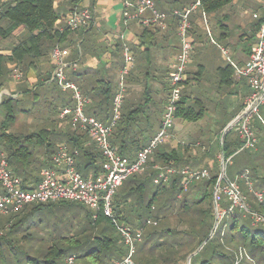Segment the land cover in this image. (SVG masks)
I'll return each mask as SVG.
<instances>
[{
	"label": "crops",
	"instance_id": "1",
	"mask_svg": "<svg viewBox=\"0 0 264 264\" xmlns=\"http://www.w3.org/2000/svg\"><path fill=\"white\" fill-rule=\"evenodd\" d=\"M125 1L56 0L55 7L60 14L59 25L63 24L68 13L76 8H88L94 16L89 26L69 30L58 43L64 50L69 79L81 87L88 99L85 108L88 115L97 116L104 121L109 117L111 106L101 100L106 97L109 88L116 92L120 71L124 65V43L130 47L134 64L126 78V97L122 109L123 114L139 106L142 110L134 114L136 117L134 129H131L128 135L125 131L121 132L119 138H115L118 142L112 145L121 154L132 159L139 150L131 142L136 139L140 124L150 123L159 108L164 111L170 92L172 64L180 52L181 40L178 33V19L175 16L168 18L167 29L145 25L140 18L125 23V18L134 13L132 7H126ZM154 2L157 10L170 13L191 4L189 0H154ZM256 12H262V0H234L220 14L208 15L209 23H212V28L219 37L218 25L221 21L228 26L229 33L224 35L220 42L228 48L234 61L241 66L249 61L254 51L258 31L255 29L257 19L254 18V13ZM197 13L200 15V12ZM151 16L152 12L147 11L141 17ZM194 20L197 23L196 18ZM200 27L197 34H191L194 49L187 68L188 83H185L183 91H187L188 94L192 86L190 100L198 101L204 106V115L196 122L176 118L170 137L163 141L159 151L176 150L195 167L194 169H208L212 172L220 168L222 173L223 134L227 126L242 112L251 90L249 92L246 88L247 82L237 77L229 64L218 66L211 64L213 56L210 51L214 45L209 42ZM234 31L235 33L238 31L236 36H233ZM25 33L23 27L14 33L17 37L16 43ZM42 41L44 55L41 57L27 55L24 59L22 76L13 78L9 73L0 91V101L5 97L17 100V110L27 115L19 126H15L13 132H7L22 137L31 136L28 143L33 154L28 158L15 160L12 166L14 173L29 187H35L40 180L35 179L34 170L40 167L42 170L46 167L47 148L46 144L41 142L54 141L56 146L61 142H67L66 133L69 129L67 120L60 118V112L67 106L71 92L60 91L54 82L51 54L52 44L55 42L49 38ZM7 43L6 40L0 42V53L10 52L11 49L7 50L5 46ZM11 64L13 63L9 62L8 66L10 67ZM241 91L244 92L242 101L239 98ZM122 135H125L123 140ZM181 140H192L195 142L194 148L182 147ZM92 143L94 141L89 137L85 145ZM4 147V143L0 141V149ZM29 158L32 161H27ZM79 161L80 159L77 158V163ZM176 167L179 169L183 166ZM85 174L87 178L94 177L92 171ZM225 177L230 179L226 173Z\"/></svg>",
	"mask_w": 264,
	"mask_h": 264
},
{
	"label": "trees",
	"instance_id": "2",
	"mask_svg": "<svg viewBox=\"0 0 264 264\" xmlns=\"http://www.w3.org/2000/svg\"><path fill=\"white\" fill-rule=\"evenodd\" d=\"M55 1L0 0V37L7 38L21 27L26 31L8 54L0 53V91L11 71V66H8L9 62L15 63L17 69L22 72L24 59L27 55L39 57L44 55L42 49L43 39L53 40L55 44H52V49H54L59 45L58 43H60L66 32L70 30H60V22H58L60 14L55 7ZM233 1L201 0V4L207 14L210 15L212 13L220 14ZM189 2L192 3V0H189ZM191 18V33L195 35L199 31V26L194 17ZM260 23L261 20L257 19L256 30L259 28ZM218 27L220 29V39L229 33L228 26L224 22L221 21ZM54 82L59 90L65 93L55 80ZM185 83H188V79ZM113 91L112 88H109L105 94L106 97L101 100L106 105L111 106V113L105 121L102 120L104 122H109L113 115V98L115 94ZM17 102V100L9 97L2 98L0 101V107L3 106L7 111V120L15 117L14 111ZM73 102L71 95L66 104L71 106ZM204 109L200 102H192L187 91H183L178 103L176 118L196 122L203 117ZM141 110L142 108L139 106L130 110L127 114H121L110 137L112 144L118 142L115 138H119L121 132L125 131L128 135L129 131L134 129V122H136L134 114ZM67 121L69 122V129L66 133L67 143L72 151L78 150L76 156L77 169L86 178L85 172L92 171L94 177L104 173V157L96 143L85 145L90 137L88 133L83 129L74 128L69 119ZM233 129L228 132L224 143L226 160L228 158L227 151L234 143L229 141ZM124 136H121L122 140ZM28 139H31V136L22 137L11 134L6 129L0 133V141L5 146L4 149H0V154L5 153L7 155L11 167L15 160L19 161L22 157L28 158L33 154ZM122 140L121 143L123 144ZM41 143L46 144L45 155L46 166H48L56 153V142L47 141L45 143L42 141ZM131 144L137 149L142 147L137 146L136 140H132ZM241 144L242 142L239 139L237 146L240 147ZM77 158L80 159L78 163ZM27 161L32 160L29 158ZM158 164L171 165L175 168L181 165L182 168L192 169L189 166V161L180 156L176 150L171 152L156 151L150 157V169L130 177L127 190L122 193V196L116 194L114 197L118 218L134 230H142V240L145 237V226L147 224L153 225V221L157 225L160 220L166 221V225L160 227L161 229L155 228L152 232L146 234L142 247L144 248L148 242L152 243L148 248L149 255H145V252L141 253L137 260L133 259V264H182V260L186 262L188 256L195 252L205 240L206 243L202 248L191 257L190 264H236L235 254L229 252L222 242L228 230L231 240L250 237L253 247L260 248L262 252L264 251V231L259 228L252 231L248 224L245 222L242 224V218L235 211L226 215V219L217 226L214 233L209 237L216 221L214 191L220 179L218 171H210L209 177L191 181L187 188L183 184V174L176 172L171 175L169 185L162 181L157 183V189L153 190L146 199L144 197L146 183L151 180L154 181L159 174V170L154 168ZM182 168H179V170ZM260 180V182L257 180L256 185L258 186L257 192L263 195L262 200L257 196V201L249 203L250 208L248 207V210H242L247 211L245 212V219H250V224L256 222L255 214L264 217V192L261 191L264 178ZM55 206H66V210L73 212L74 218H77L76 215L80 214V208H77L74 202L58 201L44 204L33 203L25 206L18 213L7 215L5 219L1 220L5 231L0 235V264H19L22 258L16 248L21 243L27 245L31 243V247H34V245L43 246V249L36 256L27 255L26 252L24 259L26 264H112L121 261L127 255L128 251L124 248V242L115 224L101 213L94 217L93 212L90 211L82 220L78 222L72 220L69 225L65 224L62 218H57L53 223V232L46 231L44 224L49 222V216L43 215V212L51 211ZM228 206L229 202L227 200L220 203L221 208H227ZM41 212L42 214L39 215ZM169 215L179 216V224L175 227L168 224L167 217ZM105 221L111 224V228L103 224ZM75 223H77V226ZM260 224L264 225V222ZM180 225L182 226L180 227ZM20 233V238H17V234ZM70 258H73L72 262H70Z\"/></svg>",
	"mask_w": 264,
	"mask_h": 264
},
{
	"label": "built area",
	"instance_id": "3",
	"mask_svg": "<svg viewBox=\"0 0 264 264\" xmlns=\"http://www.w3.org/2000/svg\"><path fill=\"white\" fill-rule=\"evenodd\" d=\"M262 12L254 13L255 19L261 23L255 38L254 51L249 61L239 65L234 61L228 48L220 44L212 36L209 26L208 14L203 9L201 0H194L190 5L175 9L171 13L157 10L154 0H126V7H132L134 13L128 15L124 22L140 18L145 25H155L160 29L168 28V18L175 16L178 19V33L181 40V49L172 64L170 78V92L163 111V117L159 133L151 143L141 149L137 157L129 158L121 154L111 143L110 137L117 121L121 117V110L126 97V78L134 64V56L130 47L124 43V65L120 71L117 89L113 98V115L109 122H104L95 116L85 112L88 99L80 86L69 79L67 75L68 64L65 60L64 50L57 45L51 54L54 65V80L65 92H71L74 104L65 106L60 112L62 120L69 119L74 128L85 130L96 143L104 157L105 172L93 178H86L77 169L76 156L78 150H71L67 142L58 144L56 153L50 165L41 171V178L35 187L26 186L23 179L14 173L9 164L7 155L0 154V212L4 214H15L25 206L33 203H49L58 201L80 202L88 205L97 217L99 213L110 219L121 234L124 244L128 248L127 255L121 260L112 264H133V256L136 250V242L142 239L143 231L134 230L130 225L122 223L116 212L114 202L115 194L120 186L131 176L143 172L147 168L149 155L161 142L170 137V131L175 125L178 103L182 97L185 87L187 67L191 60L194 49L193 39L190 34L191 15L193 12H200L208 27L211 43L217 45L222 54L233 67L239 78L245 77L251 88V94L245 102V106L238 116V122L234 126L238 132L242 144L239 151L256 148L258 143L257 135L253 129V121L259 116L261 104H264V0H262ZM151 11V17H141L145 12ZM94 20L90 9H75L68 13L64 24L59 26L60 30H78L89 26ZM123 37V36H122ZM16 77L22 76V72L16 70ZM261 118V117H260ZM263 123L264 120L261 118ZM232 161L231 159H229ZM159 170L155 183L161 181L168 184L171 175L180 172L183 174V184H188L197 179L210 176L208 169H177L171 165H155ZM60 170L61 172H59ZM247 184L252 187V181L246 173ZM223 180V181H222ZM262 200V193H257ZM224 200L229 202L227 208H221L220 203ZM214 203L216 206L217 218L234 212L235 209L248 210L247 197L241 189L239 179H226L225 174L218 182L214 191ZM257 222H264V217L254 215ZM70 262L73 258L69 259Z\"/></svg>",
	"mask_w": 264,
	"mask_h": 264
},
{
	"label": "rangeland",
	"instance_id": "4",
	"mask_svg": "<svg viewBox=\"0 0 264 264\" xmlns=\"http://www.w3.org/2000/svg\"><path fill=\"white\" fill-rule=\"evenodd\" d=\"M193 1L194 0H192V2ZM192 16L194 18H196L197 25L201 26L200 29H203L204 34L207 36V39L209 40V42H211L208 27L206 26V24L202 18L201 13L199 15L196 11V12L192 13L191 17ZM208 20H209V17H208ZM63 24H61L60 26H62ZM209 26H210L209 29H211L213 38L215 40H217L218 43L221 44V42H220L221 39L216 34V30L212 28L213 27L212 23L211 24L209 23ZM236 33H238V31H236ZM236 33L234 31L233 36H236ZM190 34H192L191 29H190ZM0 38H2V37H0ZM16 39H17V37L13 34L7 38L0 39V42L6 40L8 43L5 46H7V50H10L12 48V45L16 44ZM213 45H214V47L212 46V49L210 51L212 56H213V61L211 64L212 65L215 64L217 66L222 65V64H229V62L226 60V58L222 54L219 47L215 44H213ZM59 46L61 47V45H59ZM16 66L17 65L13 63V64H11V67H10L11 68L10 73L12 74L13 78H15L16 73H17L16 70H18ZM209 72L211 73L210 69H209ZM243 81L247 82L245 77H243ZM191 88H192V86H190V90L188 91V95H190V93H191ZM246 88L249 89V92H250V90H251L250 86L248 85V87H246ZM239 98H240V101L243 100V98H244V92L243 91H241ZM240 101H239V103H240ZM121 113L123 114V109L121 110ZM24 114H26V113L25 112L19 113V111L17 110V107H16V109L14 111L15 117L9 118L7 120L6 109L3 106L0 107V133L3 132V130L5 131V129H8L6 131L13 132V129L15 128V126H19L20 122H23V120L26 119L27 115H24ZM162 117H163V112H162V109L159 108L158 111L152 116L150 123H148V124L145 123V125L142 123L140 124L141 125L140 130L136 134L137 140L136 139H134V140H136L137 146H142V147L138 148L139 150L136 152V155L133 156L134 159L137 157L139 151L141 149H144L145 147H147L151 143V141L155 138V136L159 133ZM260 117L263 118V120H264V104H261L260 110H259V116H257L255 118V120L253 121V124H252L253 129H254V131L257 135V138H258V143L256 145V148H254V149L243 150V151L238 152L239 147L237 146V142L239 140V135H238L237 130L233 129L235 127L232 128L233 131L231 132V134L229 136V141L231 143L232 142H234V143L231 144V146L229 147V149L227 151L228 158H227L226 164L224 166L225 173H227V176L231 180H236L237 178L239 179L241 189L243 190L244 194H246L247 206L249 208H250L249 203L257 201L256 200L257 199V193H258L257 192L258 186L256 185L257 180L260 182L261 181L260 179L264 178V123ZM139 119H138V121H139ZM68 124H69V122H68ZM3 125L5 126L4 128L2 127ZM133 138H134V136H133ZM182 142L180 143L182 145V147L187 146L188 148H194V146H195V142H192V140H183ZM162 145H163V142H161L157 147H155L153 149V152L149 155L146 170L150 169L149 168L150 167L149 166L150 157L156 151H159L160 148L162 147ZM229 159H231L232 161H230ZM189 166L193 167L191 164ZM222 166H223V160H222ZM194 168L195 167H193L192 169H194ZM40 171H42L41 167L39 169L37 168L33 172V175L37 181L41 178V172ZM216 171H218L219 174H221L220 168H218V170H216ZM143 172H138L136 174H141ZM246 172L249 176V179L252 181V187H250L247 184V179L243 175ZM128 179L123 183L122 186H120L118 188L116 194H119L122 196V193H124L127 190ZM134 185H135V183H134ZM157 187L158 186H157V183H155V181H152V180L148 181L146 183L144 197L147 199L151 195V192L153 190H156ZM261 191L264 192V184L262 185ZM74 203H75V206L77 208H80V210H79L80 214L76 215L77 218L73 217L74 214L71 210H66V208H67L66 206H64V207L55 206V207H53V209L51 211H44L43 215L49 216V218H48L49 222H47V223L45 222V224H44L45 230L53 232V228H52L53 223L55 222V220L57 218H62L64 223L69 225V223H71L72 220H74V222H78V221L82 220V218L87 216V214L91 211V209L88 205H85V204L80 203V202H74ZM245 212H247V211H242L239 208L235 209V213L238 214L242 218L241 219L242 224L244 222L246 224H248V226H250L252 231L255 228H259L260 230L264 231V225L260 224L262 222H257V221L255 222L254 221V223L250 224V221H249L250 219H248V218L245 219V215H246ZM41 214H42V212L39 215H41ZM9 215H11V214H9ZM5 216H7V214L0 212V235L3 233V231H5V229H3V222L1 221L2 219L6 218ZM226 217L227 216L225 215L224 217L219 219V218H217V214H216L215 220L216 219L218 220L217 226H219V224L223 220H225ZM167 223L170 224L171 226L175 227L176 225L179 224V216L169 215L167 217ZM75 224L77 226V223H75ZM103 224L106 225L107 227L111 228V224L108 221L103 222ZM152 224L153 225L147 224L145 226L144 240L146 238V234H148L149 232H152L155 228L161 229L162 226L166 225V221L160 220L157 225L155 223H153V221H152ZM133 226L135 227V225H133ZM181 226L182 225H180V227ZM217 226H216V228H217ZM213 227H214V225H213ZM216 228H215V230H216ZM214 231L212 232V230H211L212 233L210 232L209 237H211V235L214 233ZM6 232H7V230H6ZM224 232H225V230L223 231V233ZM20 236H21V233L17 234L16 237L20 238ZM144 240L141 239V240L136 242V250H135V254L133 256L134 260H137L141 253L143 254L145 252V255H149L148 248H149V246H151L152 243L151 242L146 243L144 248H143L142 246L144 244L143 243ZM227 240H229V241H227ZM222 242H223L225 248L229 252H232L233 254H235L236 264H264V251L262 252L260 250V248H254L250 242V237H247V239L234 238V240H231L230 239V232L228 230L227 234L225 235V239ZM205 243H206V240L203 242V244L195 252H193L192 254H190L188 256L186 262H185V260H182V264H188L189 257L190 256L192 257L193 255H195L197 253V251H199ZM31 246H32L31 243H29L28 245L26 243H21L16 248L17 252L20 253L21 258L23 259V260L21 259L19 264H26L25 260H24L26 252H27V255L36 256V254H39L38 252L43 249V246H40V245H34V247H31ZM124 248L126 251H128V248L125 244H124ZM190 261H191V259H190Z\"/></svg>",
	"mask_w": 264,
	"mask_h": 264
},
{
	"label": "water",
	"instance_id": "5",
	"mask_svg": "<svg viewBox=\"0 0 264 264\" xmlns=\"http://www.w3.org/2000/svg\"><path fill=\"white\" fill-rule=\"evenodd\" d=\"M238 122V117L233 120L226 128L224 134H223V137H222V154H223V169H222V173L220 175V179L219 181H221V179L223 178L224 174H225V164H226V153H225V146H224V143H225V139H226V136L228 134V132L236 125V123ZM217 223H218V220L216 219L215 223H214V227L212 229V232L215 230L216 226H217ZM211 232V233H212ZM190 259H191V256L189 257L188 259V264H190Z\"/></svg>",
	"mask_w": 264,
	"mask_h": 264
}]
</instances>
